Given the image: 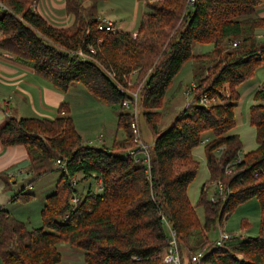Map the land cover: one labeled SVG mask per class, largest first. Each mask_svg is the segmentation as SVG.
I'll list each match as a JSON object with an SVG mask.
<instances>
[{
    "label": "trees",
    "instance_id": "trees-1",
    "mask_svg": "<svg viewBox=\"0 0 264 264\" xmlns=\"http://www.w3.org/2000/svg\"><path fill=\"white\" fill-rule=\"evenodd\" d=\"M37 1L0 0V50L12 53L60 91L81 83L117 111L116 129L124 136L115 133L108 145L99 147L83 144L67 103L58 106L53 118L10 117L2 124L1 144L26 148L27 173L35 180L53 171L60 175L45 197L40 227L28 228L0 207L1 264H61L59 243L81 249L86 264H163L169 244L166 223L175 233L181 264H189L190 254L199 249L205 250L199 264H264V103L249 107L257 146L241 155L231 173H224L242 147L239 136L229 133L236 124L237 87L264 63V40L256 38L264 17L255 15L262 0L147 2L135 34L98 30L99 0L87 5V0H64L65 12L74 16L70 27L48 23L33 7ZM196 43H212V49L195 56ZM88 45L94 46V53H87ZM190 60L196 62L192 104L160 130L166 91ZM135 69L147 75L138 104L153 136L148 170L143 162L123 156L134 142L132 116L122 105L128 94L120 87L126 88V77ZM203 94L219 102L200 103ZM253 97L264 100V82ZM207 134L203 147L209 176L196 203L204 212L201 224L187 188L198 170L192 150ZM56 159L65 161L64 168ZM78 173L81 180H100L102 190L88 189L72 205L77 194L72 181ZM217 179L224 195L212 201L206 198V188ZM252 197L259 202L258 235L223 247L209 242V228ZM33 198L20 189L9 201Z\"/></svg>",
    "mask_w": 264,
    "mask_h": 264
},
{
    "label": "rangeland",
    "instance_id": "rangeland-1",
    "mask_svg": "<svg viewBox=\"0 0 264 264\" xmlns=\"http://www.w3.org/2000/svg\"><path fill=\"white\" fill-rule=\"evenodd\" d=\"M117 2L119 3L118 5L115 4ZM134 2L135 0H121L120 3L119 0H113L114 5L120 7L121 9L118 10V12L113 11L109 13L116 15L115 19L118 22L123 20L127 21L130 18V15H133L131 13V9ZM140 4L142 6L141 2ZM142 8V11L146 12V7L142 6ZM140 11L141 9L138 10V15ZM195 65L196 63L194 64V66ZM145 74H148V71ZM204 75L205 73L202 72V76ZM146 76L147 75H141L138 72L132 71L126 77V88L124 86H122V88L128 94L130 92L136 91L138 92V94H140L143 89L145 81L144 79ZM259 77L260 75L255 71L254 78L246 81L241 86V92L243 91L244 86L255 83L259 80ZM195 84L196 80L194 79V73L191 70L190 62L188 61L182 65L180 71L174 76L170 86L166 91V102L164 103L162 108L159 109L161 112V119L158 123V128L160 130L168 127L172 119L179 113V111L184 108L190 107V105L192 104L190 102L193 99V93L191 91L193 90ZM71 86L72 88L67 95L68 98L67 96L66 98L67 100H69V104L71 106L70 114L73 118L76 128L79 131V134L82 137L83 144L99 147L102 144L108 145L115 133L117 137L124 136L121 130L116 129L117 111L110 109V107L105 105L104 103L96 101V99L85 90L84 86L81 83H75ZM80 92L87 94L85 96L88 97H84L80 94ZM91 100H94V102ZM239 101L240 100H238V102ZM95 102L99 104V109H94L96 105ZM216 102H219V100L212 99L209 101V104ZM138 103L140 104V102ZM239 103H237V108L235 109V117L237 120V125H235L236 131L240 135L242 152H245L254 149L256 147V141L254 135V127H252L249 122H247L249 107L247 99H244V97H242V100ZM139 104L137 107V112L139 116L141 137L143 141L148 146H150L152 144L151 131L145 118L142 116L143 109ZM116 130L118 132H116ZM99 135H101L100 138ZM205 137L209 136L205 135ZM203 146L204 144L200 143L197 147H195L193 158L198 161V170L194 179L191 181L187 188L188 198L191 204L194 206L195 214L201 224L204 221V212L202 207L197 205L196 203L199 196L200 187L202 183H204L208 179L209 176L205 164ZM215 154L218 155L219 150H215ZM59 173V171H53L41 176L39 179L33 180V178V181L31 180V184L34 185V189L30 192H35V197L28 202H14L12 207H10L13 213L12 215L21 221H29L30 227H40V210L44 203V196L45 194L53 192L54 183L58 178ZM80 178L81 174H77L74 178L76 182L75 189L79 197L85 194L88 189L94 191L97 187V179L91 177L87 180H81ZM215 191L216 188L211 183L206 188V198L210 199ZM244 221L246 222V226L243 227ZM259 222V202L257 198L252 197L238 204L232 212L224 217L221 223H216L211 226L206 232V237L209 242L215 243V241L219 237L220 228H224L226 232L231 234L232 239L230 241H240L249 237H255L258 235ZM57 250L61 254V264H86L84 261L83 251L79 248H72L66 243H59L57 244Z\"/></svg>",
    "mask_w": 264,
    "mask_h": 264
},
{
    "label": "crops",
    "instance_id": "crops-1",
    "mask_svg": "<svg viewBox=\"0 0 264 264\" xmlns=\"http://www.w3.org/2000/svg\"><path fill=\"white\" fill-rule=\"evenodd\" d=\"M91 1L92 0H87L85 4L87 5ZM153 1L158 0H135L131 9V13L133 15H130V18L127 21L123 20L118 22L115 19L116 15L109 12H118L121 8L115 6L113 0H99L97 5L98 17H107L114 23L117 29L135 34L140 17L143 13H145V11H142V6L146 7L147 11L146 3ZM119 2L121 3V0H119ZM140 2L142 3V6ZM115 4L118 5L119 3L117 2ZM33 7L48 23L56 27H70L74 22V16L65 12L64 0H38L35 4H33ZM139 9H141V11L138 15ZM255 15L264 17V0H262L261 4L256 7ZM256 38L258 40H264V28H258L256 30ZM211 49L212 43H196L193 48V55L198 56L210 51ZM189 62L193 72V66L196 62L194 60H190ZM256 73L260 75L258 81L244 86L242 92L241 86L246 81L253 79L254 76L245 80L237 87L240 100L239 102H241L242 97H244V99H247L249 107L252 104L264 103V100H255L253 97L254 93L264 82V63L257 68ZM71 88L72 86H70L66 92L58 90L47 79L35 73L29 65L17 60L12 53L0 50V127L10 117L20 118L32 116L53 118L57 115V109L61 103H67L71 113V106L69 104V100H67V95ZM80 94L84 97H88L85 96L87 95L85 93L80 92ZM91 101L94 102V100ZM96 101L98 100L96 99ZM249 107L247 122H249ZM97 108L99 109L100 107L99 104L96 103L94 109ZM236 108L237 106L235 109ZM235 109L234 114H236ZM236 125L229 131V133L237 134L240 138L239 133L236 131ZM206 136L209 135L207 134ZM194 150L195 148L192 150V155H194ZM245 152H242L241 147L239 153L243 154ZM27 164V151L23 145L4 146L0 142V207L5 208L10 214H13L10 207L14 204V202L9 201L10 197L20 189H25L29 192L34 189V185H32L31 182L35 179H33L34 177L32 175L27 173ZM58 178L54 183V189ZM4 179L8 181L7 184ZM96 182L98 183L99 180L97 179ZM92 192H96V188ZM31 193H33L35 197V192ZM49 194H45L44 201L45 197ZM23 222H25L28 228H32L29 225V221Z\"/></svg>",
    "mask_w": 264,
    "mask_h": 264
},
{
    "label": "built area",
    "instance_id": "built-area-1",
    "mask_svg": "<svg viewBox=\"0 0 264 264\" xmlns=\"http://www.w3.org/2000/svg\"><path fill=\"white\" fill-rule=\"evenodd\" d=\"M192 2H194V0H188V3H192ZM97 29L98 30H105V31H112V32L119 30L116 28L114 23L109 18L104 17V16L103 17H97ZM235 44H236V42L232 43L233 46ZM94 51H95V49H94L93 45L87 46V53H94ZM76 52L83 58L88 57L87 53H84L81 49H77ZM133 72H136V70H134ZM120 90L125 91L122 87H120ZM224 96L225 97L229 96L228 90L226 88L224 90ZM212 99L219 100L217 97H214ZM212 99H208L207 96L205 94H203L200 97L199 102L203 103V104H209V101ZM138 102H139V94L137 91L136 92H130L128 94V96L122 102V105L126 109H130L129 111H130L131 116H132V120L130 122V132H131V136H132V141L134 142V147L128 149L124 153L123 156L124 157L130 156L136 162H140V161L143 162L145 165H147V170H148V167H149V146L143 141V139L141 137V129H140V125H139L140 124L139 123V116H138V112H137ZM100 137H101V135H99V138ZM208 140H209V137H204V138H202L201 143L204 144ZM221 149H222V147H219L217 149V150H219V153H220ZM240 157H241V154L238 153V157L235 160L228 162L224 166V173L225 174H229L232 172V170L234 168V163L238 162L240 160ZM55 164L57 166H59L60 168H64L65 161L61 160V159H56ZM212 184L215 186L216 191L214 192V194L210 198V200L215 201L218 198V196L224 195L223 187H222V183L219 179L212 182ZM75 185H76V182L73 179L72 186L74 188H76ZM101 190H102V185H101V181L99 180V182L97 183L96 192H94V193H98ZM79 198L80 197L77 194L73 195L71 198L72 205H76ZM67 216H68V213L66 214L65 217H67ZM166 226H167V229L169 232V240H168L169 244H168V247L166 248V250L163 254V257H162L163 264H181L175 233L170 228L168 223H166ZM231 239H232L231 234L226 232L223 228H220L219 229V237L215 241L214 246L223 247ZM204 254H205V250H195L189 256V264H199V262L201 261V259L204 256Z\"/></svg>",
    "mask_w": 264,
    "mask_h": 264
}]
</instances>
